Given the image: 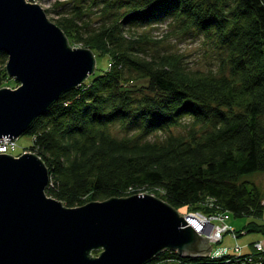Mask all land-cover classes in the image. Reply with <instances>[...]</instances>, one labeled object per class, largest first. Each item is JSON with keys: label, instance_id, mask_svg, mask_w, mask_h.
Returning a JSON list of instances; mask_svg holds the SVG:
<instances>
[{"label": "trees", "instance_id": "16d2710c", "mask_svg": "<svg viewBox=\"0 0 264 264\" xmlns=\"http://www.w3.org/2000/svg\"><path fill=\"white\" fill-rule=\"evenodd\" d=\"M71 2L47 9L57 13L50 21L108 63L21 134L32 137L25 148L48 169L45 194L77 207L151 192L177 211L248 217L239 229L225 223L237 236H264V191L245 178L264 173V0ZM162 22L165 37L200 38L214 52L215 68L149 54L144 39ZM145 26L138 35L132 30ZM6 61L0 51V86L10 80ZM205 203L211 206L202 211ZM145 264H264V250L182 258L164 249Z\"/></svg>", "mask_w": 264, "mask_h": 264}, {"label": "water", "instance_id": "95a60500", "mask_svg": "<svg viewBox=\"0 0 264 264\" xmlns=\"http://www.w3.org/2000/svg\"><path fill=\"white\" fill-rule=\"evenodd\" d=\"M0 137L17 138L63 92L95 69L93 52L73 47L37 3L0 0ZM48 169L32 152H0V264H145L160 251L206 258L213 244L152 193L65 207L45 194ZM93 250H99L92 255Z\"/></svg>", "mask_w": 264, "mask_h": 264}, {"label": "rangeland", "instance_id": "374dc122", "mask_svg": "<svg viewBox=\"0 0 264 264\" xmlns=\"http://www.w3.org/2000/svg\"><path fill=\"white\" fill-rule=\"evenodd\" d=\"M66 3V7H70L72 2L71 0H36L35 3L39 4L41 8L45 11L46 16L49 20H52L57 17V13L53 10L52 12H47V9H52L54 3ZM151 30H149V40L144 39L143 46L149 54H176L181 56L183 64L195 70H201L204 72L210 71L215 68L216 61L214 52H212L207 45H205L200 38H191V37H183L181 35H173L166 36L165 34L168 31L167 22H162L152 26ZM132 30L136 35L140 33L147 32V26L145 27H133ZM70 46L73 47H82L80 44H74L70 40L68 41ZM93 52V51H92ZM95 59V69L94 72L88 75L85 80H90L94 75L100 74L107 68L108 58L105 55L97 54V52H93ZM10 78V77H9ZM84 82V81H83ZM18 82L13 80V78L4 79L1 87L8 88H16L18 86ZM81 84V83H80ZM79 84V85H80ZM113 130V129H112ZM113 132H117V130H113ZM153 138V136H151ZM32 141V137L29 135H20L16 138V148L11 152V154L16 153L17 151L21 152L25 150L27 152H32L30 150H26V146H28ZM34 153V152H32ZM15 156V155H14ZM19 156V155H17ZM16 157V156H15ZM247 180L254 182L261 190L264 191V173H251L245 177ZM151 193V192H147ZM153 194V193H152ZM206 205L211 206L210 203L202 204V211H206ZM187 209L185 207H181L178 209V212L181 215H185ZM204 214V213H203ZM213 215H217V217H222V212H212V214H207L206 216L211 217ZM250 219L248 217L243 218H235L233 216H229V218L225 219V222L229 225L231 229H239L244 224H246ZM260 223L264 224V207L263 213L258 220ZM218 223V221H216ZM256 237V238H254ZM244 243L241 245V243ZM261 245V251L264 250V236L259 233H242L239 236L236 235L235 232L227 231L223 238L216 243L214 246L217 249H221L222 251L226 250V253L230 251L239 252L241 249L243 251L257 249V245ZM231 246V247H230ZM223 248L225 250H223ZM237 248V249H236ZM245 249V250H244ZM224 253V254H226ZM239 254V253H238Z\"/></svg>", "mask_w": 264, "mask_h": 264}, {"label": "built area", "instance_id": "2783aa9c", "mask_svg": "<svg viewBox=\"0 0 264 264\" xmlns=\"http://www.w3.org/2000/svg\"><path fill=\"white\" fill-rule=\"evenodd\" d=\"M28 2L35 3L36 0H26ZM16 148V138L10 137H0V152L11 154V152ZM188 216L187 221L192 218H195V223L191 224L194 229L197 230L198 233L206 235L211 244H213L212 253L216 256L226 253V250L223 248L221 249L215 248V244L218 243L222 238L223 235L229 231L228 225L225 223V219L227 218L226 214H223L222 217H217V215H213L208 217L200 212H190L185 214ZM192 217V218H191ZM218 221V223L216 222ZM190 222V221H189ZM257 245V250H261L260 243L255 244ZM237 249V248H236Z\"/></svg>", "mask_w": 264, "mask_h": 264}, {"label": "bare ground", "instance_id": "6f19581e", "mask_svg": "<svg viewBox=\"0 0 264 264\" xmlns=\"http://www.w3.org/2000/svg\"><path fill=\"white\" fill-rule=\"evenodd\" d=\"M192 218V217H191ZM190 221V222H189ZM188 222L189 223H195V218H192V219H190Z\"/></svg>", "mask_w": 264, "mask_h": 264}, {"label": "crops", "instance_id": "0c3cea01", "mask_svg": "<svg viewBox=\"0 0 264 264\" xmlns=\"http://www.w3.org/2000/svg\"><path fill=\"white\" fill-rule=\"evenodd\" d=\"M254 238H256V237H254ZM243 244H244V243L242 242L241 245H243ZM230 247H231V246H230ZM244 250H245V249H244Z\"/></svg>", "mask_w": 264, "mask_h": 264}]
</instances>
